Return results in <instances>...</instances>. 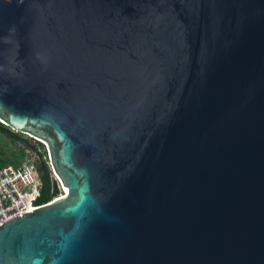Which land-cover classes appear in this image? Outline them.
I'll use <instances>...</instances> for the list:
<instances>
[{"label":"water","instance_id":"1","mask_svg":"<svg viewBox=\"0 0 264 264\" xmlns=\"http://www.w3.org/2000/svg\"><path fill=\"white\" fill-rule=\"evenodd\" d=\"M0 121L64 188L0 264H264V0H0Z\"/></svg>","mask_w":264,"mask_h":264},{"label":"built area","instance_id":"2","mask_svg":"<svg viewBox=\"0 0 264 264\" xmlns=\"http://www.w3.org/2000/svg\"><path fill=\"white\" fill-rule=\"evenodd\" d=\"M38 173L33 163L7 165L0 168V222L22 215L39 195Z\"/></svg>","mask_w":264,"mask_h":264},{"label":"trees","instance_id":"3","mask_svg":"<svg viewBox=\"0 0 264 264\" xmlns=\"http://www.w3.org/2000/svg\"><path fill=\"white\" fill-rule=\"evenodd\" d=\"M6 132H12L11 128L0 121V141H5L3 147L5 151L2 155L0 154V168L7 165L18 166L25 161L33 163L40 182L39 195L35 203L41 205L57 197L62 192V188L50 164L49 152L46 145L41 141H38L37 145L34 143L29 144L32 142L27 137L28 141L23 142L21 145L12 144L14 146L10 147V143L4 137ZM13 135L17 137L15 134ZM28 150L38 151L35 160L28 157Z\"/></svg>","mask_w":264,"mask_h":264},{"label":"flooded vegetation","instance_id":"4","mask_svg":"<svg viewBox=\"0 0 264 264\" xmlns=\"http://www.w3.org/2000/svg\"><path fill=\"white\" fill-rule=\"evenodd\" d=\"M11 131L12 132H6L4 136L6 141H8L11 144L21 145L23 142L28 141L27 137L31 138L30 136L26 134L15 132L12 129ZM13 134H15L17 137H15ZM29 144H33V143H29ZM4 151H5L4 149H1L0 154L2 155Z\"/></svg>","mask_w":264,"mask_h":264},{"label":"rangeland","instance_id":"5","mask_svg":"<svg viewBox=\"0 0 264 264\" xmlns=\"http://www.w3.org/2000/svg\"><path fill=\"white\" fill-rule=\"evenodd\" d=\"M28 139H29L32 143H34V144H36V145L38 144V140H36V139H34V138H32V137H31V138H28ZM1 140H2V139H1ZM4 142H5V141H4ZM4 142H3V141H2V142L0 141V150L3 149V147H4ZM12 146H14V145H12V144L10 143V147H12ZM46 147H47V146H46ZM28 152H29V156H28L29 158H32V159H34V160L37 158V152H38L37 150H28ZM56 178H57V177H56ZM61 188H62V192H63L64 188H63L62 186H61ZM62 192H61V193H62ZM61 193H60V194H61ZM60 194H59V195H60Z\"/></svg>","mask_w":264,"mask_h":264}]
</instances>
